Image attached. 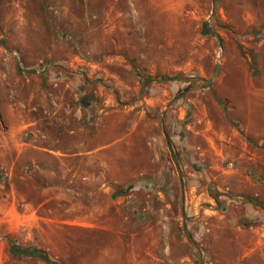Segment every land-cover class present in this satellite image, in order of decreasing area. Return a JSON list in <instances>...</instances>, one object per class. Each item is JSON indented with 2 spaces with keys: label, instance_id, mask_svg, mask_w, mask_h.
Wrapping results in <instances>:
<instances>
[{
  "label": "rangeland",
  "instance_id": "374dc122",
  "mask_svg": "<svg viewBox=\"0 0 264 264\" xmlns=\"http://www.w3.org/2000/svg\"><path fill=\"white\" fill-rule=\"evenodd\" d=\"M11 244L264 264V0H0V264H47Z\"/></svg>",
  "mask_w": 264,
  "mask_h": 264
},
{
  "label": "trees",
  "instance_id": "16d2710c",
  "mask_svg": "<svg viewBox=\"0 0 264 264\" xmlns=\"http://www.w3.org/2000/svg\"><path fill=\"white\" fill-rule=\"evenodd\" d=\"M204 33H207L204 31ZM143 77V75H141ZM151 79L157 80V78L150 77ZM161 80H171V77H167L166 75H160L158 77ZM121 193L118 191V194ZM251 200V199H250ZM10 253L12 255H18V256H32V257H39L42 260H44L47 264H61L60 262L52 259L47 252L44 250L37 248V247H32V246H21V245H15L11 244L10 245Z\"/></svg>",
  "mask_w": 264,
  "mask_h": 264
},
{
  "label": "crops",
  "instance_id": "0c3cea01",
  "mask_svg": "<svg viewBox=\"0 0 264 264\" xmlns=\"http://www.w3.org/2000/svg\"><path fill=\"white\" fill-rule=\"evenodd\" d=\"M59 154H61L62 155V153L61 152H59ZM246 199H248L250 202L251 201H256L254 198H252V197H245ZM251 199V200H250Z\"/></svg>",
  "mask_w": 264,
  "mask_h": 264
},
{
  "label": "water",
  "instance_id": "95a60500",
  "mask_svg": "<svg viewBox=\"0 0 264 264\" xmlns=\"http://www.w3.org/2000/svg\"><path fill=\"white\" fill-rule=\"evenodd\" d=\"M219 45H220V42H219Z\"/></svg>",
  "mask_w": 264,
  "mask_h": 264
}]
</instances>
